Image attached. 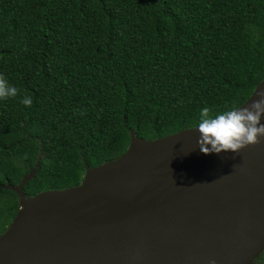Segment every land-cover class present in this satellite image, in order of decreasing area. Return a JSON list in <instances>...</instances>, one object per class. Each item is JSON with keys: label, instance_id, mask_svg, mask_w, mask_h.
Instances as JSON below:
<instances>
[{"label": "trees", "instance_id": "16d2710c", "mask_svg": "<svg viewBox=\"0 0 264 264\" xmlns=\"http://www.w3.org/2000/svg\"><path fill=\"white\" fill-rule=\"evenodd\" d=\"M0 234L26 197L78 185L130 133L239 107L264 78V0H0ZM30 96L31 107L21 103Z\"/></svg>", "mask_w": 264, "mask_h": 264}, {"label": "water", "instance_id": "95a60500", "mask_svg": "<svg viewBox=\"0 0 264 264\" xmlns=\"http://www.w3.org/2000/svg\"><path fill=\"white\" fill-rule=\"evenodd\" d=\"M259 90L264 78L236 109ZM197 127L131 131L124 153L72 187L26 197L37 164L7 183L20 206L0 234V264H251L264 249V137L204 154Z\"/></svg>", "mask_w": 264, "mask_h": 264}, {"label": "clouds", "instance_id": "9594fccd", "mask_svg": "<svg viewBox=\"0 0 264 264\" xmlns=\"http://www.w3.org/2000/svg\"><path fill=\"white\" fill-rule=\"evenodd\" d=\"M18 94L19 89L0 75V99L7 100ZM256 95L260 98L252 100L247 106L228 110L215 117L210 115L208 107L201 109L197 143L204 154L227 151L238 153L248 145L261 142V137H264V90L257 91ZM21 103L31 107L33 100L25 95ZM211 264H216V261L211 260Z\"/></svg>", "mask_w": 264, "mask_h": 264}, {"label": "flooded vegetation", "instance_id": "af4514ba", "mask_svg": "<svg viewBox=\"0 0 264 264\" xmlns=\"http://www.w3.org/2000/svg\"><path fill=\"white\" fill-rule=\"evenodd\" d=\"M251 264H264V249L252 259Z\"/></svg>", "mask_w": 264, "mask_h": 264}]
</instances>
